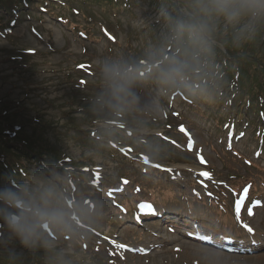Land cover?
I'll list each match as a JSON object with an SVG mask.
<instances>
[{
	"label": "rangeland",
	"instance_id": "rangeland-1",
	"mask_svg": "<svg viewBox=\"0 0 264 264\" xmlns=\"http://www.w3.org/2000/svg\"><path fill=\"white\" fill-rule=\"evenodd\" d=\"M35 4L15 23L0 11V110L12 103L25 133L45 146L40 154L62 152L75 165L68 177L30 159L21 189L6 190L16 209L0 221V264H264V143L254 133L264 127L261 114L247 105L242 117L232 111L226 89L221 97L198 93L189 78L200 62H186L195 43L188 37L182 46L187 27L204 30L202 19L215 12L218 27L231 26L234 39L256 48L264 42V0H130L118 13L73 4L66 15L92 27L97 41L48 13L61 7ZM258 56L264 61V45ZM222 105L243 120L225 122ZM34 112L42 124L35 132ZM121 114L129 122L113 119ZM149 201L156 211L181 213L178 226L123 222L146 213ZM196 229L212 244L196 240Z\"/></svg>",
	"mask_w": 264,
	"mask_h": 264
},
{
	"label": "trees",
	"instance_id": "trees-1",
	"mask_svg": "<svg viewBox=\"0 0 264 264\" xmlns=\"http://www.w3.org/2000/svg\"><path fill=\"white\" fill-rule=\"evenodd\" d=\"M37 0H0V11L7 15V19L17 20V17L25 11L31 8ZM41 5L46 4L48 6L57 5L64 9V11H49L48 13L53 17L63 18L66 22L67 29L85 30V27L80 26L77 22H73L66 15L72 10L73 4L95 6L98 11L103 12L107 10L109 12H118L120 7H128L130 0H39ZM209 1V0H207ZM217 1V0H216ZM215 5L217 3H214ZM218 5V4H217ZM54 8V6H53ZM219 9V8H218ZM74 13V12H73ZM80 16L86 19L84 12L79 10ZM212 14V15H211ZM217 13H208L209 18L202 19L204 30L194 29V32L187 27L185 33L182 35V46L188 43V37H191V42L195 43L194 46H189L191 52L186 62L193 60H199L200 74H195L190 77L189 83L195 85V89L202 96H218L219 90L224 91L228 97H232L231 104L239 115H242L241 110L243 106L248 107L249 113H260L261 123L264 122V61L258 56L264 45L263 40L257 45L256 48L251 47L249 42L244 40L234 39L228 32L231 28L218 27L221 21L220 15ZM203 15V14H202ZM174 28L179 31L178 24H175ZM235 30V29H234ZM191 33V34H190ZM91 39H98L92 34H88ZM184 43V44H183ZM185 45L184 47H188ZM223 47L224 51L221 49ZM261 48V49H260ZM189 50V51H190ZM203 71V72H201ZM185 72L182 73L184 75ZM208 76L212 79H206ZM66 77V76H64ZM68 77V75H67ZM206 79V80H205ZM200 88V91L198 88ZM221 96V95H220ZM74 97L69 99V102L73 101ZM74 98V102H75ZM217 103H221L222 100L216 99ZM80 102H83L80 101ZM96 103V101H91ZM224 102V101H223ZM5 106L0 110V121L3 126H0V220L5 219L3 211H13L15 206L6 200L4 193L7 189L13 187L23 176L27 173L26 166L29 165V160L34 159L36 164L43 169L50 168V164L53 165L58 171L65 172L72 169L74 163H69L63 160L64 154L61 152L58 156L53 158L49 156H43L38 151L39 148L45 147L43 144L33 140L31 136L25 133L26 122L22 121L18 115L11 112L12 103H2ZM70 104V103H69ZM80 106V104H79ZM88 106V105H85ZM228 107L226 105L218 106L220 113H224ZM222 109V110H221ZM231 109V108H230ZM38 112H34L28 123H32V131L40 130L41 120L38 118ZM227 114V112H226ZM83 118H89L87 113ZM122 115V114H121ZM12 116V118H10ZM228 116V114H227ZM126 117V116H124ZM100 121H106L108 116L98 115ZM114 119L120 121L118 116H114ZM125 120V118H122ZM127 119V118H126ZM15 120V121H12ZM236 120L238 117L236 114ZM252 118H250V121ZM77 129V127H76ZM255 136H258L264 143V127H260L255 132ZM34 144H36L37 149ZM42 145V147H40ZM39 147V148H38ZM264 150V148H263ZM17 156V157H15ZM7 182V184H6ZM81 186V184H79ZM83 189H87L86 187ZM19 189H17L18 191ZM88 190V189H87ZM18 192H14L17 195ZM71 227V226H70Z\"/></svg>",
	"mask_w": 264,
	"mask_h": 264
},
{
	"label": "snow or ice",
	"instance_id": "snow-or-ice-1",
	"mask_svg": "<svg viewBox=\"0 0 264 264\" xmlns=\"http://www.w3.org/2000/svg\"><path fill=\"white\" fill-rule=\"evenodd\" d=\"M28 51H29V52H33L34 50H33V49H29ZM181 131H185L186 135H188V144H189V148H191V147H192V144H193V141H192V139H191V135H190V133H187V130L184 129L183 126H181ZM241 135H243V134H241ZM129 151H130V150H129ZM198 158L200 159L201 163H205L203 156H199ZM144 159H145V163H149V162L147 161L146 158H144ZM152 166H153V167H156V168H160V167H162V166L159 165V164H155V165H152ZM165 170H166V171H171V169H165ZM201 175H202V176H205V177H210V174H209L208 172H202ZM123 183L126 184L127 181L124 180ZM256 203H259V202H256ZM143 206H144V205H141V207H143ZM251 214H252L251 209H249V215H251ZM244 227L247 229V231H248L249 233H251V232L253 231V229H252L251 227H249L248 225H244ZM203 239H211V237H209V236H205V237H203ZM120 247H123V246L121 245Z\"/></svg>",
	"mask_w": 264,
	"mask_h": 264
}]
</instances>
